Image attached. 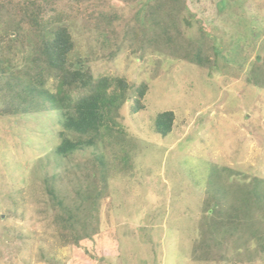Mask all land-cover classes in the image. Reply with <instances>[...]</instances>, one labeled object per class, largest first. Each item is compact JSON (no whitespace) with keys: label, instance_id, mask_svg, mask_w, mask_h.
Instances as JSON below:
<instances>
[{"label":"rangeland","instance_id":"obj_1","mask_svg":"<svg viewBox=\"0 0 264 264\" xmlns=\"http://www.w3.org/2000/svg\"><path fill=\"white\" fill-rule=\"evenodd\" d=\"M12 8L0 5V87L35 71L41 44ZM60 10L70 66L108 79L101 102L125 80L127 100L104 106L94 146L57 157L64 138L89 136L68 131L61 111L3 116L0 99V264H264V203L249 200L264 190V0H64ZM168 111L162 136L155 120ZM97 156L108 167L99 196ZM48 187L77 215L75 231L60 229ZM219 189L226 208L247 213L237 231L210 234Z\"/></svg>","mask_w":264,"mask_h":264},{"label":"trees","instance_id":"obj_2","mask_svg":"<svg viewBox=\"0 0 264 264\" xmlns=\"http://www.w3.org/2000/svg\"><path fill=\"white\" fill-rule=\"evenodd\" d=\"M64 0H0V5L6 2L13 4V12L21 24L27 23L41 35V44L36 49L33 58L35 71L32 73L15 74L10 81L0 87V99L8 98L1 110L3 116L29 115L44 112L46 110L61 111L63 113L64 127L71 132L82 136H89L86 141H72L64 138L57 147V157H67L84 146H94L97 140L103 135V111L107 106L110 111L116 110L120 104L127 100L128 83L118 80L120 92L112 99L102 101L101 89L107 88L108 79L94 78L91 70L84 66L75 68L70 66V56L73 52V40L69 28L62 25L67 13L64 10L58 11L59 3ZM81 5L85 0H67ZM136 1V0H126ZM95 21V20H94ZM58 23L59 26H55ZM71 67V68H70ZM54 78L61 80L60 88L56 93L46 88L48 81ZM262 81V80H258ZM148 86L142 84L136 88L137 96L132 98V113L137 114L144 108L142 99L147 92ZM174 113L171 111L157 115L155 120L156 132L167 136L173 126ZM97 165L102 170L101 185L98 193L102 194L107 179V162L103 156L96 157ZM258 185L250 193L249 200L262 205L264 203V190H258ZM47 192L55 208L65 216L57 214L56 222L61 230L72 229L75 231L77 215L68 208L53 188L48 187ZM222 194L224 196H222ZM215 198L216 215L209 224V233L221 232L224 230H235L241 227L246 209L235 204L226 208L223 191L216 190L210 194ZM93 200V199H92ZM91 200V202H92ZM95 203V202H92ZM63 235H65L63 233ZM259 238L261 236L257 235ZM79 236L77 240L78 241ZM262 239V238H261Z\"/></svg>","mask_w":264,"mask_h":264}]
</instances>
